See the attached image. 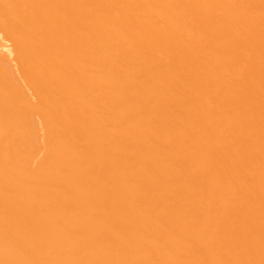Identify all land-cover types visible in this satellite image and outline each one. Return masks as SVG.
<instances>
[{
	"label": "bare ground",
	"instance_id": "1",
	"mask_svg": "<svg viewBox=\"0 0 264 264\" xmlns=\"http://www.w3.org/2000/svg\"><path fill=\"white\" fill-rule=\"evenodd\" d=\"M0 264H264V0H0Z\"/></svg>",
	"mask_w": 264,
	"mask_h": 264
}]
</instances>
